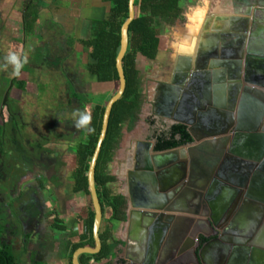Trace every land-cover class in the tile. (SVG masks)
<instances>
[{"label": "crops", "instance_id": "0c3cea01", "mask_svg": "<svg viewBox=\"0 0 264 264\" xmlns=\"http://www.w3.org/2000/svg\"><path fill=\"white\" fill-rule=\"evenodd\" d=\"M26 1L0 0V55L5 57L9 52L14 51L22 59L26 57L31 68L37 72L35 76H30V80L38 83V80L33 79L52 77L51 82L55 86L52 87L53 90H63V78L57 67L61 66L65 58L67 59L66 64L71 65L75 71L79 69L84 73L83 78L91 76L88 66H86L87 62L81 59L82 50H85L81 41L89 38L92 21L109 17V3H105L103 0H36L38 22L34 34L25 36L23 31L27 17L23 10ZM186 5L188 11L185 13L181 11L180 18L171 23V27L176 28L172 36L168 37L162 33L168 29L169 25L162 28L160 33L162 45L158 56L169 43L171 62L169 61L170 65H168L171 67V72L175 66L180 64V60L190 58L193 61L199 50L203 55L209 54L213 46L211 34L231 32V23L228 19L235 15L233 0H186L181 3L182 9ZM39 48L42 51V59L36 60L32 53ZM64 52L66 56L63 57ZM61 57L63 58L61 59ZM4 62L5 60L0 59V64ZM257 65L260 68L263 67L260 62H257ZM39 68L41 69L39 70ZM8 69L12 71L13 67L0 68V85L8 83L7 77L9 78L12 73ZM139 69L142 76L140 85L142 123L144 130H150L154 127V118L159 114L157 106L163 93L159 89V82L163 79L162 70L164 68L158 65L155 74L148 73L149 70L145 66L142 68L139 66ZM144 69L146 70L144 71ZM30 80L26 83L24 92L20 91V88H14L11 95L15 99L18 97L26 101L27 104L20 110L25 114L24 117L38 120L41 114L36 116L40 113L36 110L38 109L36 103L40 95V88L39 83L32 82L33 87H31ZM50 91L51 86L49 85L42 93V97L50 96L48 94ZM163 95L164 98L165 94L163 93ZM32 97L35 99L32 100ZM29 103L33 105L29 106ZM171 123L177 122L171 118ZM34 127L40 129V126L34 125ZM228 136L231 135L228 134ZM24 138H26L25 134ZM145 139V135L144 137L135 135L132 142L125 145L126 152L119 155L117 159H114L113 156L110 175L115 179V182L110 185V188L114 194L124 197L125 218L121 222L108 224L109 214L103 215L101 227H109L110 242L113 243L114 248L107 259L98 262L88 261L87 264H194L195 257H200L198 253L202 246L208 245L209 240L216 236L214 234V237L209 238L206 235L211 228L208 223H197L196 221L193 226H189V221L180 218L186 214L177 212H167L176 218L170 223L168 231H165L162 226L164 222L159 221L158 223L156 218L151 220L150 226L146 230H142L144 216L141 212L145 214L161 213L160 210L143 209L136 206L151 197L144 191L147 198L143 199L136 182L130 177L133 145ZM84 140L85 138L81 143ZM250 146L253 147V144L250 143ZM77 147L73 148L71 154L68 155L71 163L61 179L44 181L46 183L40 184L42 181L37 183L33 177L27 176L15 184L17 177L15 178L8 170L3 171L8 179L6 185L10 187V190L12 186V190H6L5 194L0 190V223L4 225L0 241L11 247L19 264H71L69 261L70 252L85 240L89 199L83 192H74L73 172L76 165ZM217 148H220V143ZM202 149L199 151V157L205 160L208 149L206 147ZM232 191L233 185L221 181L211 190L209 199L216 214L217 212L221 214V211L225 209L224 206L230 200ZM234 201L233 203H235ZM240 204L239 202L234 213L240 209ZM204 210V207H199L197 210L199 216L196 218L200 219L201 215L205 213ZM255 217V209L251 205L246 206L238 216L239 226L242 229H247L248 232L251 226L257 227L254 237L263 243L264 222L261 221L257 226ZM58 226H64V228L60 229ZM186 230L188 231L185 232ZM193 230H195V238L192 239ZM183 232L185 235L181 239ZM190 232L192 234H189ZM199 238L201 239L200 244ZM189 239L194 242L191 247L194 253L190 252L189 247L183 248ZM217 251L219 250L216 249V245L205 248V252L202 254L203 263L200 264H215L214 262L217 260L215 252ZM236 256L238 257V255Z\"/></svg>", "mask_w": 264, "mask_h": 264}, {"label": "water", "instance_id": "95a60500", "mask_svg": "<svg viewBox=\"0 0 264 264\" xmlns=\"http://www.w3.org/2000/svg\"><path fill=\"white\" fill-rule=\"evenodd\" d=\"M233 1L235 15L228 19L231 32L211 34L212 51L203 55L199 50L192 62L184 58L186 68L183 72L181 69L175 70L179 85L171 88L173 97L171 96L169 117L187 126L194 141L159 152L157 157L147 160L146 169L154 168L155 172L137 171L130 174L143 199L147 198L145 192L151 196L146 202L136 206L161 211L160 214L141 212L144 216L142 230H146L151 220L156 218L158 223L164 222L162 226L168 231L170 223L176 218L167 212H177L186 214L180 218L189 221V226H193L196 221L208 223L212 229L208 230L207 236L213 230L221 233L210 244L202 246L198 253L200 257H195L194 264L203 263L202 254L211 245H216L219 250L215 252L218 264L219 261L220 264H227L229 250L231 256L238 255L243 264H264V242L261 243V240L254 237L257 227L251 226L248 232L239 226L238 221L242 210L251 205L255 209L257 226L261 221L264 222V0ZM134 2L135 0H128V17L120 29V49L116 57L119 88L104 108L100 134L87 170L94 212V247L77 249L72 255L71 264H80L79 257L83 254L94 255L101 250L99 231L103 214L94 174L112 107L121 98L126 87L122 60L128 46V28L135 17ZM257 62L263 67H258ZM202 83L201 98L198 90ZM165 98H168V91L165 92ZM209 119L211 122H205ZM204 124L210 125L213 132H207V136L204 134L206 139L202 140L203 136L195 137L194 130L204 128ZM218 143L220 148H217ZM203 147L208 149L205 160L199 157V151ZM184 150L187 155L179 158L177 152ZM167 155L174 157L167 160ZM219 181L233 185V193L221 214H216L209 196ZM239 202L241 207L234 213ZM199 207L205 209L200 219L196 218L199 216ZM184 235L183 232L181 239ZM229 235L231 238H228ZM191 238H195V230ZM192 239L183 248L189 247L190 252L194 253L191 249L194 243Z\"/></svg>", "mask_w": 264, "mask_h": 264}, {"label": "trees", "instance_id": "16d2710c", "mask_svg": "<svg viewBox=\"0 0 264 264\" xmlns=\"http://www.w3.org/2000/svg\"><path fill=\"white\" fill-rule=\"evenodd\" d=\"M110 5V13L107 19L91 22L90 36L82 40L81 44L88 52V72L99 84H113L114 93L119 88V78L116 71V57L120 49V29L128 17V0H103ZM186 0H135V17L128 28V46L122 60V68L125 76V91L121 98L113 105L105 139L95 167V188L102 208V214H109L108 224L121 222L125 218V199L111 191L110 185L115 179L110 175V164L114 153L118 148L121 132L124 125L131 129L137 120V115L142 104L141 94V70L138 62L141 59L147 61L156 60L161 49V29L171 25L180 18L181 3ZM24 15L27 17L24 23V35L32 36L38 22V10L36 0H27L24 6ZM37 55L35 59H39ZM18 88L24 89L25 83L18 81ZM101 94V93H100ZM73 96L77 97L75 93ZM110 97V98H111ZM109 98V99H110ZM108 99V100H109ZM104 95L101 100L93 101L94 108L90 112L94 126V132H86L84 142L76 149V165L73 172L74 192H83L89 199V211L85 224V240L74 248L94 247L92 226L94 212L91 205L90 193L87 183V170L90 158L95 149L102 125L104 108L108 102ZM192 141L191 136L183 125L172 128L168 142L157 146L156 150L173 149ZM161 143V142H160ZM2 150H0V153ZM103 220V217H102ZM102 224V223H101ZM4 225L0 223V240ZM63 229L64 226H58ZM99 237L101 250L94 255L83 254L79 257L80 264L88 261L98 262L107 259L114 248L109 227L100 226ZM0 264H19L10 246L0 241ZM37 264V263H35Z\"/></svg>", "mask_w": 264, "mask_h": 264}, {"label": "flooded vegetation", "instance_id": "af4514ba", "mask_svg": "<svg viewBox=\"0 0 264 264\" xmlns=\"http://www.w3.org/2000/svg\"><path fill=\"white\" fill-rule=\"evenodd\" d=\"M64 56H66L65 52L63 54V57ZM63 57H61V59ZM4 58V55H0L1 60H4ZM40 58L42 59L41 49ZM190 60L192 62V59ZM66 61L67 59L65 58L61 63V66H56L63 78V90H53L55 86L53 87L50 85V96L44 98L42 97V93H40L41 96L39 95V97L45 99L46 101H48V97L50 98V103L47 105V108L45 110L47 113H49L47 116V120H43V118L36 120L35 117V120H31L27 117H24L25 114L20 110L27 104L26 101L18 97L15 99L14 96L11 95V92L14 88L19 89L17 88L16 83L21 79L22 82L25 81V87L24 89H20V91L24 92L26 90V83L30 80L31 74L25 72L22 68L20 71V75L17 76L13 74V70L11 71L10 69H8L12 72L9 78L5 76L7 77L8 83L3 84L4 86L0 85V93H2V100L0 102V150H2V152L0 153V186L2 188L4 186L7 188V190H10V187H7L6 185V181L8 179L7 177H5V173L3 172L5 170L12 172L15 178L17 177V180L15 179L14 182L15 184H17V182L23 180L27 176L33 177V179L37 183H39V181H42L40 184L46 183L44 181H52L53 179L63 178V175L69 169L71 163V159L68 155L71 154L73 148H76L81 143V141L86 138L85 130L77 129L74 126L72 113L77 108L87 109L89 113L93 110L94 103L88 98V96L91 95L92 92H89L87 85H85V83H82V81L80 80V76L82 77L83 75L82 73H80L79 69L75 71L71 65L66 64ZM179 62L180 64L175 66L172 72L171 67L168 71L164 72L162 76L165 77H163V79L159 82V89L161 90V93L163 92L165 94V92L168 91V98H163L164 95L162 93V98L159 100L157 106L159 114H157L156 118H154L153 121L154 127L150 129V132L144 141H139L133 145L132 162L130 168L131 175L133 173H136L137 171H151L152 173L155 172L154 168L151 170L146 169V161L151 160L153 156L157 157L156 155L159 152L162 153L171 150V148L165 150H156V148L158 145L168 142L171 136L172 128L174 126H185L184 124L178 122L171 123V118L169 117L171 114V88H173V86L179 85V82L175 75V70L181 69V72H183V69L186 68V62L184 59L180 60ZM168 64L170 65V63ZM168 64L167 66H169ZM24 66L31 67L29 62H26ZM40 69L41 68H39V70ZM202 89L203 83L199 84L198 91L200 95ZM72 93H75L77 97L73 96ZM9 99L13 102L12 106H9ZM45 100H42V102L38 100L37 106L40 107L39 103L44 105L46 103ZM87 102L91 105L86 106L85 103ZM31 105L32 104L29 103V106ZM214 110L215 109H213V111ZM43 116L44 115H42L41 117ZM208 121L211 122L210 119L205 122ZM34 125H36L37 127L40 126V129L35 128ZM209 126L210 125L204 124V128L195 129V137L200 138L203 136L202 140L206 139L207 132H213V130L210 129ZM185 127L186 131L188 132L187 126ZM24 134L26 138H24ZM78 135H80L79 138ZM189 135L192 139L190 143H192L194 139L192 138V135L190 133ZM180 154L181 153H178L179 158L182 156ZM185 155L187 154L185 153ZM172 157L171 155H167V160H170ZM185 189L186 186H184V190ZM214 234L216 235L215 237ZM220 236L221 233H219L218 230H213L209 238H214L210 239L209 241H214ZM224 236L225 235H223V237ZM228 238H231V236L229 235ZM198 242L199 244L201 243L200 238L198 239ZM210 242L208 243L210 244ZM235 257L231 256V251L229 250L226 259V261L228 260L227 264H243L242 259H238L236 255ZM229 259L231 260L229 261ZM214 263L218 264V260H216Z\"/></svg>", "mask_w": 264, "mask_h": 264}, {"label": "rangeland", "instance_id": "374dc122", "mask_svg": "<svg viewBox=\"0 0 264 264\" xmlns=\"http://www.w3.org/2000/svg\"><path fill=\"white\" fill-rule=\"evenodd\" d=\"M188 5V4H187ZM186 5V7H184L183 9H182V12H187L188 11V6ZM179 23V22H178ZM176 26V25H175ZM174 30H176V28L174 27V26H172L171 27V25H169L168 26V29H165L162 33L163 34H166V35H168V37L171 35L172 36V33H173V31ZM169 39V38H168ZM2 40V39H1ZM162 40L164 41V38H162ZM165 44V43H164ZM37 55H40V49H37L36 51H34L33 53H32V56L34 57V58H36L37 57ZM81 59L82 60H84L85 62H87V65L86 66H88V63L90 62V60H89V58H88V52H87V50H82V55H81ZM170 59H171V47H170V45H169V43L167 44V47H166V49L165 50H163V51H161V54L158 56V58L156 59V60H154V61H148V62H145L143 59H141V60H139V62H138V65L142 68L143 66H145L146 67V69H148L149 71H148V73H153V74H155L156 72V70H157V67H158V65H160L161 66V68H164V70H162V74L164 73V72H166V71H168L169 70V66H167V64L168 63H170L171 61H170ZM37 60V59H36ZM39 60V59H38ZM143 60V61H142ZM170 61V62H169ZM85 66V67H86ZM75 68V67H74ZM146 69H144V71L146 70ZM23 70L25 71V72H27V73H29V74H31L32 76H35L36 75V71L34 70V69H32L30 66L29 67H27V66H23ZM80 73H82V75L84 74L83 72H80ZM53 75L55 74V73H52ZM87 75V74H86ZM57 77H58V75H57ZM163 77H165V76H163ZM44 79V81H41V80H43ZM52 77H50V78H45V77H42V78H40V77H38V78H35V79H33V80H38L39 82V88H40V93H43L48 87H49V85H51V86H54V84L51 82L52 81ZM80 80L82 81V83H85V85H87V88L89 89V92H92V94L91 95H89L88 96V98L91 100V101H95V102H97L98 100H101L102 98H103V95H104V97H105V99L106 100H108L110 97H111V95L114 93V90H115V86L113 85V84H99V83H97V82H95V79H94V77L91 75V76H89V77H84L83 78V76L81 77L80 76ZM5 82V81H4ZM31 82L32 83H34V84H38V83H35V81H31L30 80V86L31 87H33V84H31ZM50 89V88H49ZM101 93V94H100ZM49 94V93H48ZM41 96V95H40ZM33 99H35V97H32V100ZM48 99V101H46L45 99H43V98H41V97H39L38 99H37V101L39 100L40 102H42V100H45L46 101V103L44 104V105H42L41 103H39V106L41 107H38L37 106V103H36V106H37V108L38 109H36L37 111H39L40 113L38 114V115H36V116H39L40 114H41V116L42 115H44L43 117H38L39 119L40 118H43V120H47V116H48V114L49 113H47L45 110H46V108H47V105L50 103L49 102V100H50V98L48 97L47 98ZM1 100H2V93H0V102H1ZM9 101H10V103H9V106H12V100H10L9 99ZM33 105V104H32ZM85 105L87 106H89V105H91L90 103H85ZM86 106H85V108H86ZM85 110H87V109H85ZM142 113H141V107H140V110H139V112H138V115H137V120H136V122H135V124L133 125V127L131 128V129H128V127H127V125H124L123 126V129H122V132H121V137H120V141H119V146H118V148H117V150H116V152H115V154H114V159H117L118 157H119V155H121L122 153H124V152H126L125 151V145L127 144V143H129V142H132V140H133V137L135 136V135H139V136H143L144 137V135L147 137L148 136V134H149V132H150V130H148V129H146V130H144V125H143V120H142ZM29 117V116H28ZM42 120V121H43ZM83 130V129H82ZM82 130H81V132H82ZM147 134V135H146ZM77 137V136H76ZM80 137V135H78V138ZM124 149V150H123ZM0 190L5 194L6 193V190H7V188L6 187H4L3 186V188L0 186Z\"/></svg>", "mask_w": 264, "mask_h": 264}, {"label": "clouds", "instance_id": "9594fccd", "mask_svg": "<svg viewBox=\"0 0 264 264\" xmlns=\"http://www.w3.org/2000/svg\"><path fill=\"white\" fill-rule=\"evenodd\" d=\"M5 62L0 64V68L7 69L9 66L13 67V74L20 75V71L23 68L24 64L27 62V58H21L16 52H9L7 56L4 58ZM72 118L74 121V126L77 129H83L86 132H94L95 128L92 126L91 114L85 110L77 108L72 113Z\"/></svg>", "mask_w": 264, "mask_h": 264}, {"label": "bare ground", "instance_id": "6f19581e", "mask_svg": "<svg viewBox=\"0 0 264 264\" xmlns=\"http://www.w3.org/2000/svg\"><path fill=\"white\" fill-rule=\"evenodd\" d=\"M178 153H181L180 155L184 156L185 153H187V151H185V150H184V151H178V152H177V156H179ZM192 154H193V153H192ZM195 154H196V153H195ZM172 156H173V155H172ZM182 156H181V157H182ZM173 157H174V156H173ZM172 159H173V158H171V160H172ZM165 163H166V162H165Z\"/></svg>", "mask_w": 264, "mask_h": 264}]
</instances>
